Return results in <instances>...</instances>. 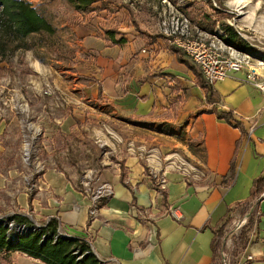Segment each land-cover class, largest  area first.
I'll use <instances>...</instances> for the list:
<instances>
[{"label": "crops", "instance_id": "obj_1", "mask_svg": "<svg viewBox=\"0 0 264 264\" xmlns=\"http://www.w3.org/2000/svg\"><path fill=\"white\" fill-rule=\"evenodd\" d=\"M82 30L69 47L78 45L75 59L83 79L54 75L46 89L61 107L60 127L69 129L73 115L105 149L91 170L112 185L113 194L90 220L89 195L72 181L81 184L74 172L55 190L62 198L54 202L53 217L67 234L88 238L91 251L105 264H112L111 258L113 264H215L213 231L228 208H234L233 217L241 214L253 179L264 171L263 93L237 72L209 85L207 100L168 40ZM120 37L126 41H111ZM34 60L31 64L38 67L39 59ZM256 71L264 78V66ZM222 111L230 113L232 123L218 117ZM161 173L162 190L154 178ZM169 209L179 219L167 215ZM261 230L263 216L237 264H264ZM247 255L252 261L246 262ZM32 264L43 263L33 258Z\"/></svg>", "mask_w": 264, "mask_h": 264}, {"label": "rangeland", "instance_id": "obj_2", "mask_svg": "<svg viewBox=\"0 0 264 264\" xmlns=\"http://www.w3.org/2000/svg\"><path fill=\"white\" fill-rule=\"evenodd\" d=\"M28 1L52 21L58 33L33 35L31 39L38 40L41 36L48 44L0 58V222L7 225L12 222L8 218L14 214L26 216L29 220L26 225L32 221L44 225L53 217L54 202L62 198L55 191L60 181L71 180L69 175L74 172L78 179H82L85 172H90L94 178L99 175L91 168L97 165L100 152L105 149L97 146L95 137L84 131L82 121L73 115L67 123L69 129L60 127L64 123L60 118L61 107L51 102L45 93L46 84L54 75L83 79L78 73L80 61L75 59L78 45L75 49L69 47V43L77 40V34H83L82 29L101 28L105 34L109 30L115 36L144 33L150 39L164 38L169 42L166 33L177 26L179 32L188 30L216 46L239 50L221 39L223 34L219 33L217 25L223 28L222 24H226L247 42L255 57L264 59V0H101L81 10L75 9L69 0ZM210 2L219 12L214 11ZM180 9H187L193 15L208 12L215 21L214 32L201 30L194 21L186 19ZM83 22H86L85 28L80 27ZM77 26L81 30L76 32ZM34 57L39 59L38 67L31 64L30 58L35 61ZM50 69H55L56 73ZM69 110L72 111L71 107ZM56 117L60 122L53 119ZM72 181L84 190L78 180ZM256 200L243 205L238 217H233V210L218 230L215 264H237L245 250L242 236L246 232L247 247L249 233L259 217ZM247 212L250 213L246 223L232 234L231 229L234 230L237 221ZM59 226L58 222L57 230ZM60 228L62 234L66 233L62 226ZM9 230L15 233L14 229ZM32 261L33 257L17 251L0 254V264H32Z\"/></svg>", "mask_w": 264, "mask_h": 264}, {"label": "trees", "instance_id": "obj_3", "mask_svg": "<svg viewBox=\"0 0 264 264\" xmlns=\"http://www.w3.org/2000/svg\"><path fill=\"white\" fill-rule=\"evenodd\" d=\"M101 0H69L75 9L81 10L90 7L93 3ZM175 1V0H172ZM211 4V2H210ZM212 6V4H211ZM100 7V6H99ZM99 7L97 8L98 10ZM215 12L217 8L212 6ZM187 8V7H186ZM183 13L201 30L212 34L214 32L215 21L206 11L198 12L196 15L183 9ZM224 35L221 39L242 51L252 50L247 42L230 25L222 24ZM58 29L43 13H40L36 7L28 0H0V58L4 59L15 54L18 51H26L35 46H46L48 42L31 39L33 35H57ZM111 33V31H107ZM113 43H124V37L118 39L111 38ZM43 42V43H42ZM172 48L178 53V59L191 69L197 77V83L206 93V99H210L211 89L202 78L198 68L190 63L185 57L181 48L172 45ZM219 118H223L232 123L229 112L217 113ZM234 161L231 163L230 173L227 179H232L234 174ZM264 191V171L253 179L249 195L243 204H248L257 198L255 206L258 209L259 202L264 199L261 193ZM239 205V204H238ZM237 205V206H238ZM234 209V208H233ZM232 208H228L225 216L222 218L221 225L213 231L212 242L213 260L215 258V236L220 227L224 225L229 217ZM264 217V213H259ZM252 215L249 218L252 223ZM13 224H28L29 220L21 214H14L8 218ZM58 221L55 217L50 218L43 226L30 232L11 233L9 226L0 222V254H8L17 251L27 256L40 260L43 264H105L100 261L90 250L89 244L83 236L60 235L57 232ZM13 229V228H12ZM246 232L243 234V248H246L248 238Z\"/></svg>", "mask_w": 264, "mask_h": 264}, {"label": "built area", "instance_id": "obj_4", "mask_svg": "<svg viewBox=\"0 0 264 264\" xmlns=\"http://www.w3.org/2000/svg\"><path fill=\"white\" fill-rule=\"evenodd\" d=\"M219 33L224 35V29L221 25H217ZM240 34L246 38L247 36L240 32ZM169 38V42L172 45H175L181 48L184 54L188 59L198 68L202 78L208 85H212L218 81L224 80L229 74L243 72L244 73V82H249L257 87L264 95V78L259 75L256 71V68L259 66H264V59H259L254 56L250 51H242L231 49L227 47L222 49L219 46H216L214 42H206L202 38L193 36L188 30L178 31V27L175 26V30L166 33ZM247 39V38H246ZM45 93L51 94V89H46ZM156 183L160 190L165 188V175H154ZM81 184L84 187V192L89 195V207H88V218L93 220L97 214L101 203L109 198L113 194V187L107 181L99 180V177L95 178L90 176V172H85L81 179ZM96 184L93 188L92 185ZM174 209H169L166 211L167 215H170L176 219H179V215L175 212ZM237 221V223H239ZM235 224L234 230L237 231L242 227L246 221L242 224ZM59 229L57 230L58 234L62 232ZM65 235H69L64 233ZM89 244L88 238H85ZM222 254H224L222 252ZM253 257L251 255L246 256V262L252 261ZM110 262L116 263L114 258L109 260Z\"/></svg>", "mask_w": 264, "mask_h": 264}, {"label": "water", "instance_id": "obj_5", "mask_svg": "<svg viewBox=\"0 0 264 264\" xmlns=\"http://www.w3.org/2000/svg\"><path fill=\"white\" fill-rule=\"evenodd\" d=\"M262 197H264V193L261 195V197L259 198V200L262 198ZM249 213L250 212H247L244 216H243V218H241L240 219V221H246V219L248 218V216H249ZM8 226H9V228H13L14 229V231L15 232H30V231H32V230H35L36 228H39V227H41V226H43V225H40V224H38V223H36V222H34V221H32V224H30V225H25V224H13V223H10V224H8ZM60 235H65V234H61V233H59ZM94 254V253H93ZM95 255V254H94ZM97 257V256H96ZM97 259L98 260H100V261H102L101 259H99L98 257H97Z\"/></svg>", "mask_w": 264, "mask_h": 264}, {"label": "bare ground", "instance_id": "obj_6", "mask_svg": "<svg viewBox=\"0 0 264 264\" xmlns=\"http://www.w3.org/2000/svg\"><path fill=\"white\" fill-rule=\"evenodd\" d=\"M239 2L241 1V0H238ZM242 222H244V221H240L239 223H237V224H242Z\"/></svg>", "mask_w": 264, "mask_h": 264}]
</instances>
